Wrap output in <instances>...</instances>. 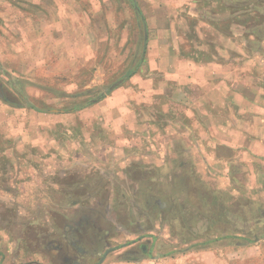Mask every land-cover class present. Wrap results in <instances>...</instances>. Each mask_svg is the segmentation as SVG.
I'll list each match as a JSON object with an SVG mask.
<instances>
[{
    "label": "rangeland",
    "instance_id": "374dc122",
    "mask_svg": "<svg viewBox=\"0 0 264 264\" xmlns=\"http://www.w3.org/2000/svg\"><path fill=\"white\" fill-rule=\"evenodd\" d=\"M166 66L171 74L163 73ZM179 68L198 79L216 68L217 76L207 84L219 92L251 79L264 92V0H0V252L3 244L21 240L26 251L41 255V264H71L70 259L62 262L64 254L52 250L65 246L64 235L78 241L74 232L62 228L60 238L54 237L56 225L64 226L66 217L73 216L62 195L73 196L71 189L77 188L72 190L78 197L88 188L80 182L104 175L111 182L107 192L114 205L95 198L89 207L99 215L112 207L113 219L103 222L114 236L108 248L146 234L159 240L155 247L150 240L140 242H149L151 261L127 263L123 258L124 264H200L201 254L203 264H264V187L257 178L251 179L248 189L238 178L233 188L214 190L211 194L218 201L211 213L205 208L209 201L199 200L193 172L196 159L190 157L185 160L187 171L176 173L169 189L164 186L154 194L141 188L137 202L135 195L122 196L127 184L110 167L137 158L109 152L97 125L82 130L72 121L97 116L99 107L91 110L98 104H146L150 97L152 105L145 108V115L158 116L170 95L167 90H179V83H186L177 75ZM235 77L239 79L232 82ZM146 84L158 91L138 89ZM188 94L202 97L196 89ZM179 97L173 94L169 100ZM219 107L225 115V105ZM179 114L183 115L179 108L170 111L172 116ZM130 116H138L137 111L128 110L126 117ZM39 117L56 120L38 123ZM16 119L26 123L15 126ZM27 122L34 129L33 141L27 136ZM181 124L179 128L189 135L196 127L194 120ZM7 145L14 153L3 159ZM41 152L42 157L33 156ZM19 162L22 171L1 172ZM18 181H23L21 186ZM37 195H46L51 203L27 202ZM156 202L169 207L171 216L158 217ZM200 227L206 230L198 236ZM84 233L87 243L93 231L87 228ZM207 247L214 254L198 253ZM122 252L110 254L107 264L120 263ZM69 256L80 258L75 252ZM159 257L160 262H152Z\"/></svg>",
    "mask_w": 264,
    "mask_h": 264
},
{
    "label": "crops",
    "instance_id": "0c3cea01",
    "mask_svg": "<svg viewBox=\"0 0 264 264\" xmlns=\"http://www.w3.org/2000/svg\"><path fill=\"white\" fill-rule=\"evenodd\" d=\"M168 43L172 44L171 41ZM171 47L173 48L174 46L171 45ZM174 52L177 51L174 49ZM181 69L182 68H179L177 75L182 78L181 80L186 81V83H179V90L167 88V92H170V95L165 97L168 100H164L163 104H161L158 116L153 117L151 115H145V108L152 105L150 97V100L146 104H98L99 106H94L91 110L94 111L97 109L96 107H99L97 109L99 113L97 116H83L73 119L72 121H77L82 127V130L86 127H89L90 129L93 125H97V130H101L104 135L102 141L106 145H109V152L114 154L121 152L120 154L127 156V158H137V160H134L132 163H127L125 161V163H122L117 167H115V165L110 166L113 168L114 172H118V177H120L119 181L127 184V189L125 188V190H122L123 192L120 190L121 194L124 193L126 196L129 194L132 196L135 195L136 200L143 192L140 190L141 188L144 190L146 189L148 193L154 194L157 193L159 189H163L164 186L169 189L170 184L175 183L176 181V173L182 175L187 171V166L185 165L186 158H195L193 172L196 176L195 180L197 179L196 182L198 183L199 200L201 199V202L203 203L208 200L210 206L207 204L205 205V208H208L209 210L211 209L210 211L212 213L213 207L217 206L215 204L217 203L215 202L217 198L214 194H211L215 193L214 190L218 191L222 186L226 189H231L234 187V182L238 178L241 187L243 189H248L250 188V181L253 177L261 182L260 187H264V166L262 164L264 163V92L262 91V87L254 83L252 79L251 82L248 81V83H246L245 80L244 84H240L241 86L239 88L233 87L235 86V84H233V86L227 87L224 91L219 92L218 88H213L214 85L208 86L207 84L208 79L217 76L215 74H217L219 70L216 68H213V70L211 69V74L206 76V78L202 75L200 77L202 79H198L191 75L189 71L187 74L185 71H181ZM162 71L165 75L172 73L169 66L164 67ZM204 71L205 68L203 72ZM234 76L236 75L234 74ZM168 77L170 76H167V79H170ZM238 79L239 77L232 78V82ZM147 82L151 83V79H147L146 83ZM180 84L183 88L180 87ZM138 89H148L145 92H150L151 94L158 91L154 85H152L151 88L148 85L147 87L144 86V88L138 86ZM192 89H196L202 94L201 99H193L191 95L188 94V91H191ZM173 94L181 95V98H174L171 102L170 97H172ZM223 105H225V115H221L217 110V108H222L219 106ZM177 108L182 111V116H184V118L180 114L177 116L170 115V111ZM131 109L136 110L138 116L126 117L128 110ZM191 110H194V114ZM189 113H191V116H189ZM182 118L183 120H181ZM36 119L38 120V123L43 120H56L55 118L42 119L40 117ZM192 120H194V126L196 127L189 132L191 133L189 135L186 134L185 129L183 130L179 128V124L182 122V124L186 126V124H189ZM33 122L35 121L33 120ZM25 123V119H16L12 124L20 126ZM27 126H29L26 128L29 141H33L35 140L33 139L35 135L31 136V132H33L34 129L29 122H27ZM189 130L191 129L189 128ZM110 138L114 139L113 143L107 144V141L110 140ZM9 140L10 139H8V141ZM99 141L101 142L100 139ZM11 148V145H7L5 150L2 151L3 153L1 156L3 159L10 157V153H14V150ZM23 148L25 149L24 144ZM236 151L237 153H235ZM7 152H9V154ZM39 155L40 156L34 154L33 156L42 157V152ZM44 155L46 154L44 153ZM31 156L32 155L29 157ZM70 161L74 162L75 158L71 157ZM7 166L6 169H1L2 173H7L12 170L20 172L23 167L20 162L18 166ZM51 172L52 170L50 173ZM115 181H117V178ZM141 182L144 183L143 186L140 185ZM22 183L23 181L17 182L20 186ZM109 183L111 182H108L104 175H94L92 181L90 180L79 183L82 187L88 188L78 197L77 192L72 190L77 188L71 189V194L73 196L64 198L62 195V199H65L63 203L65 204L64 206H66L65 208H71L73 216L66 217V221L63 224L64 226L59 228L56 225L57 231H55L54 237L60 238L58 231H60L61 228L67 232L74 233H77L75 231L78 228L83 230L88 228L93 231V235H96L99 238H106V242H103L101 249L99 247L98 249H95V247L89 249V245L77 243V247L85 252V254L79 256L74 248L69 245V241L71 240L68 239L67 235H64L65 246L63 245L57 248L58 246L55 245L56 247H53L52 249L56 253L60 252L61 255L64 254L62 262H67L69 259L71 260V264H90L93 261H97L96 264L99 262L101 264L111 262L108 258L109 255L101 260L99 257L102 256L101 254H103L106 249H109L108 242L114 240L112 233L107 230L108 226L105 227L103 225V222L106 224V221L113 219V210L110 211L112 207H108L109 210H104L100 215L96 209L89 207L94 203L95 198L99 200L103 199L106 204L109 202L110 195L109 192H107ZM93 184L95 185L92 186ZM91 186L93 188H91ZM160 191L161 190H159V192ZM66 199L69 201L67 202ZM50 200L51 198L46 195L43 198L42 196L38 197L37 195L31 197V200L27 202L29 204L33 202L34 204H48L47 202H50ZM109 203L114 205L111 202ZM156 203L160 210V213H156L158 217L164 219L171 216L169 207H166L165 204L162 206L159 202ZM129 204L131 205L132 202H129ZM83 208L92 211V213L89 214L90 212H84ZM201 214L199 213L200 218L202 217ZM87 215L89 216L86 217ZM146 215L148 214L144 213V216ZM225 215L227 216L228 214ZM205 230L206 229L200 227L198 236H201ZM156 237L157 236H154L153 234L137 236L136 238L111 248V251L114 250L115 252L124 251L120 254L122 256L120 263L117 262V264H124L123 261L128 263L132 261L138 262L147 259L150 260L148 256L143 259L139 258V260H127L123 259L125 258L123 255L137 252V250L131 251V248L133 249L138 245H141L140 242L143 240H150V244L155 247L156 243L159 242ZM57 238L54 239L58 240ZM213 241L218 242L220 240L215 239ZM20 244L21 240H18L17 242L9 241L7 244H3L0 252V264L42 263L41 255L37 251L33 250L32 253H30L31 251H26ZM104 246H107V248L105 249ZM158 246H160V244H158ZM74 252L80 258L76 257V260H74L73 256L68 257V255H71V253ZM198 253L214 254V251L211 247H207L199 250ZM203 255L204 254H201V256H199L200 264H203ZM30 257H32V259H27ZM54 259L58 260V257L55 256ZM160 261L161 258L159 257L158 260H153L152 262L158 263Z\"/></svg>",
    "mask_w": 264,
    "mask_h": 264
},
{
    "label": "flooded vegetation",
    "instance_id": "af4514ba",
    "mask_svg": "<svg viewBox=\"0 0 264 264\" xmlns=\"http://www.w3.org/2000/svg\"><path fill=\"white\" fill-rule=\"evenodd\" d=\"M75 232H77L75 234L77 235L78 241L76 243L69 241V245L74 248V250L78 253L79 256L82 254H85V252L77 247V245H78L77 243L87 244V245H89L88 248L90 249V248H94V247L99 246V245L101 246V245H103V242H106L105 237L99 238L96 235H93L90 239L87 240V243H85V240H83V239H85V235H86V233H84V230L81 228H78ZM147 245H149V244L147 243V244H141V245L137 246V252L124 254V257L127 260H139V258L140 259L146 258L149 255V251H150L149 249H147ZM104 248L106 249L107 246H104ZM113 252H115V251L114 250L111 251V249H108V250L106 249L104 251V253L101 254L102 256L99 257L100 260L103 259L104 257L110 255ZM138 255H140V256H138Z\"/></svg>",
    "mask_w": 264,
    "mask_h": 264
},
{
    "label": "trees",
    "instance_id": "16d2710c",
    "mask_svg": "<svg viewBox=\"0 0 264 264\" xmlns=\"http://www.w3.org/2000/svg\"><path fill=\"white\" fill-rule=\"evenodd\" d=\"M137 11H138V9H136ZM137 14H138V12H137ZM146 26H144V28H145Z\"/></svg>",
    "mask_w": 264,
    "mask_h": 264
},
{
    "label": "water",
    "instance_id": "95a60500",
    "mask_svg": "<svg viewBox=\"0 0 264 264\" xmlns=\"http://www.w3.org/2000/svg\"><path fill=\"white\" fill-rule=\"evenodd\" d=\"M98 264H101L100 262Z\"/></svg>",
    "mask_w": 264,
    "mask_h": 264
}]
</instances>
